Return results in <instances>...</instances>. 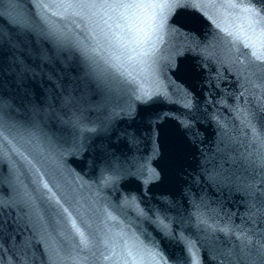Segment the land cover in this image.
Here are the masks:
<instances>
[{
	"label": "snow or ice",
	"instance_id": "obj_1",
	"mask_svg": "<svg viewBox=\"0 0 264 264\" xmlns=\"http://www.w3.org/2000/svg\"><path fill=\"white\" fill-rule=\"evenodd\" d=\"M188 0H52L57 11L52 12L59 19L70 23L84 22L88 29V44H83L78 37L69 31H64L54 21L48 22V32L53 43L57 47H76L85 58H96L111 70L114 76L128 79L131 70L136 64L142 63L143 58L155 56L159 51L158 44H162L167 31L166 14L156 11L158 4L186 3ZM221 7L227 5L233 16V23L239 22L240 30L224 28V40L230 50L237 55L249 59L252 65L264 69V16H261L252 7L245 4L254 0H215ZM218 11V10H217ZM208 19L217 28L221 22L217 14L206 13ZM138 22V23H137ZM243 40V44H242ZM151 45V50L146 51L145 46ZM243 49H249L244 51ZM243 66L242 74H251L244 59H240ZM134 79V77H132ZM19 125L17 122L6 119L0 114V145H7L9 152L18 158V162L24 167H34L33 161L27 155L24 143L21 142ZM255 154L259 167L264 169V137H253ZM38 171V170H37ZM41 186L49 193L51 188L43 175L39 180ZM24 202L30 208V220L42 219L39 208L32 202L27 193L23 195ZM59 206L62 219L56 230L47 232L44 237L46 247L53 253L50 256V264H58L56 257L66 251L61 243V238L71 236L76 241L75 249L71 253L72 264H84L89 259L86 253L92 249H102L101 255L105 260L118 257L117 248L123 241L128 255L135 257L132 248L135 242L130 244L126 233H114L111 227L105 224L103 227H94L89 219V211L86 208L70 210L60 199L54 195L49 196ZM109 221L115 217L107 213ZM66 229V230H65ZM157 264H167L161 253L154 251ZM95 256V252H92ZM193 264H196L193 261ZM264 264V258L261 260Z\"/></svg>",
	"mask_w": 264,
	"mask_h": 264
}]
</instances>
